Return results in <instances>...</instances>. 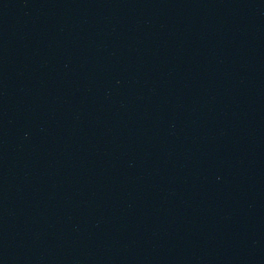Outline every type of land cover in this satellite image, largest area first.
Instances as JSON below:
<instances>
[{"label":"water","instance_id":"1","mask_svg":"<svg viewBox=\"0 0 264 264\" xmlns=\"http://www.w3.org/2000/svg\"><path fill=\"white\" fill-rule=\"evenodd\" d=\"M0 264H260L195 0H0Z\"/></svg>","mask_w":264,"mask_h":264}]
</instances>
